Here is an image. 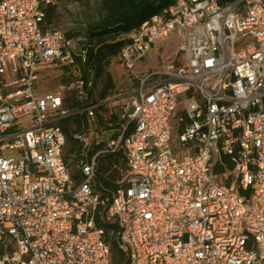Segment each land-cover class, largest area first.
Here are the masks:
<instances>
[{"label": "built area", "instance_id": "built-area-1", "mask_svg": "<svg viewBox=\"0 0 264 264\" xmlns=\"http://www.w3.org/2000/svg\"><path fill=\"white\" fill-rule=\"evenodd\" d=\"M58 5L0 0V264H111L115 223L129 264H264V0H178L118 33L131 73L82 108L67 97L92 87L89 38L46 27ZM172 34L169 64L136 72ZM50 68L69 77L54 90ZM80 114L91 128L76 137L102 147L77 181L60 123ZM107 153L124 156L126 186L102 197Z\"/></svg>", "mask_w": 264, "mask_h": 264}, {"label": "trees", "instance_id": "trees-1", "mask_svg": "<svg viewBox=\"0 0 264 264\" xmlns=\"http://www.w3.org/2000/svg\"><path fill=\"white\" fill-rule=\"evenodd\" d=\"M178 0H103V13L99 21L94 27L88 29L84 34L89 38V51L87 62L83 68V78L87 82L91 80L92 87L88 91L84 101H78L73 96L67 97L70 101V107L82 108L95 98H109L115 96L118 90H115V82L112 75L107 71L111 59L120 62L119 53L124 45L123 41H116L115 36L120 32L128 33L132 29L137 28L148 21L152 16L162 12L164 9L174 5ZM233 0H221L222 3L231 2ZM55 8L53 6H45L46 17L45 25L51 28H58L54 25ZM74 35H82L73 33ZM89 71L93 73L89 75ZM68 78H63V81ZM103 83V89H96L98 83ZM110 114L105 109L99 113L97 125H103L105 129H109L105 118H109ZM116 115L113 116L115 120ZM110 119V118H109ZM112 120V121H113ZM110 121V120H109ZM67 136V147L65 152V160L70 169L71 175L77 181H81L84 177L81 165L91 160V157L102 147L95 145L94 147L85 148L83 142L76 136L89 132L91 121L86 115L80 114L65 119L60 123ZM120 164H124L126 169V161L122 153H107L99 156L97 159L96 186L101 192L102 197L109 196L108 191H116L122 186L121 177L117 168ZM107 190V191H106ZM111 244V264H129L128 257L121 247L119 237V225L117 223L109 225Z\"/></svg>", "mask_w": 264, "mask_h": 264}, {"label": "rangeland", "instance_id": "rangeland-1", "mask_svg": "<svg viewBox=\"0 0 264 264\" xmlns=\"http://www.w3.org/2000/svg\"><path fill=\"white\" fill-rule=\"evenodd\" d=\"M103 13V0H59L55 8L54 25L63 30L86 34L88 29L94 27ZM181 40L177 34H172L164 42H158V52H153L147 61L139 62L135 68L136 72H145L150 69H160L169 64V61L179 53ZM107 71L111 73L115 85L122 84L130 75V71L123 62L111 59ZM63 74L53 68L42 74L46 90H54L62 81ZM90 147L95 146V135L89 133ZM177 142V140H175ZM68 149V147H67ZM66 149V150H67ZM121 179L126 175L127 169L124 164L117 168Z\"/></svg>", "mask_w": 264, "mask_h": 264}, {"label": "crops", "instance_id": "crops-1", "mask_svg": "<svg viewBox=\"0 0 264 264\" xmlns=\"http://www.w3.org/2000/svg\"><path fill=\"white\" fill-rule=\"evenodd\" d=\"M92 75H93V73L91 72V75L90 76H92ZM124 83H125V81L122 84L118 85V86L115 85V90L117 91L120 87H122L124 85ZM103 86H104V84L102 82L101 83H98L97 89H96V94H97L98 91H100V90L103 89Z\"/></svg>", "mask_w": 264, "mask_h": 264}]
</instances>
